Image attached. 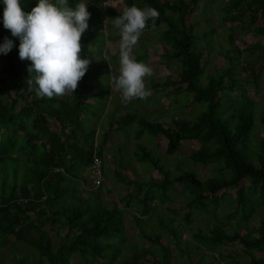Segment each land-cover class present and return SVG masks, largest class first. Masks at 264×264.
<instances>
[{
    "label": "trees",
    "instance_id": "obj_1",
    "mask_svg": "<svg viewBox=\"0 0 264 264\" xmlns=\"http://www.w3.org/2000/svg\"><path fill=\"white\" fill-rule=\"evenodd\" d=\"M106 1L86 0L90 13L89 27L81 37L80 57L91 58L89 46L103 38L99 32L103 27L101 10L112 17L119 16L125 7L133 4L142 8L154 7L159 15L154 22L149 20L143 31L164 26L161 40L169 48L161 56L167 61L176 60L179 70L176 77H166L162 82L152 81L148 89L154 92L176 86L177 94L192 95L185 105L195 104L201 108L191 119L173 117L168 125L160 120H149L137 112H126L113 120L116 127H112L113 122L109 124L98 141L96 128L89 125L96 116L91 98L105 97L103 91L94 93L93 90L94 81L102 74L107 61L100 58L98 63L88 65L87 72L72 93L40 97L30 83L35 75L28 71L31 61L19 58L18 38L11 36L10 30L0 22V42L6 36L14 41L11 51L0 54V59H3L0 71V245L6 247L5 251L10 256L7 263L0 264H70L72 254L80 255L84 261L88 255L106 259L100 264H150L149 257L143 258L150 254L155 264H170V250L161 242V233L144 230L140 216L148 217L156 204L168 201V192L176 183L181 185L180 192L186 193V199L182 206L169 209L171 213L177 214L187 208L182 218L189 223L190 210L195 209L209 213L216 220L208 233L198 231L192 234L198 242L193 245L195 250H199L202 244L212 249L218 244L238 243L248 254V260L242 263L233 260L234 263L264 264V258L252 252H264V210H259L264 207V136L259 139L256 149L248 145L256 125V107L235 76L237 64L232 58L228 57V67L209 74L205 83L201 81L205 46L198 47L197 43L201 39L206 41L208 34L198 36L194 31L197 23L190 22L188 17L202 0H123V6L118 9L106 7ZM36 2L21 0L22 9L30 11ZM68 2L75 6L78 0ZM221 8L223 21L232 23L227 41L233 47L239 30L264 36V0H227L225 7ZM2 11L3 6L0 5V16ZM209 43L207 40L206 46ZM248 47L262 48V45L256 42ZM146 56L144 51L137 60ZM258 74L256 63H252L249 78L253 84H257ZM133 100L140 102L141 98ZM260 116L264 124L263 115ZM129 126L135 127L136 139L145 132L153 138H163L168 155L176 153L184 140L194 139L198 146L191 150L190 162L220 165L216 174L205 179H200L194 170L182 169L178 164L177 173L173 174L145 145L136 144L132 150L134 159L157 170L159 182H142L131 179L127 174L119 176L118 170L113 168V174L123 183L133 185L136 190L145 189L140 192L133 219L140 228L139 233L150 243L159 245L158 255L147 248L123 247V209L114 196L110 204L105 201L109 188L103 190V185H98L85 198L77 197L75 184L82 178L80 171L89 169L93 157L101 156L111 131ZM224 170L227 175L222 173ZM230 190H235V196L229 202L233 210L224 217L226 221L234 219L235 223L228 222V230L215 211ZM68 197L77 201L69 204L66 201ZM132 198L134 196L127 192L119 200L127 206ZM250 201L254 203L258 217L254 234L244 223L249 218L244 206ZM156 225L167 237L177 239L169 217L163 221L157 219ZM51 232L62 238L56 246ZM18 242L37 250L40 259L30 261L24 256L17 257ZM184 249L190 256L192 251L187 246ZM204 264L213 262L206 259Z\"/></svg>",
    "mask_w": 264,
    "mask_h": 264
},
{
    "label": "rangeland",
    "instance_id": "obj_2",
    "mask_svg": "<svg viewBox=\"0 0 264 264\" xmlns=\"http://www.w3.org/2000/svg\"><path fill=\"white\" fill-rule=\"evenodd\" d=\"M227 0H202L199 2L198 8L188 17L190 22L197 23L195 25V33L198 36H203L207 33V39L210 43L206 46V41L201 39L197 46H205V54L203 55V74L201 76L202 83H205L209 74L218 73L221 69L226 68L230 64L228 57L232 58L237 64L235 67V76L239 79L240 86L243 87L245 93L255 102V119L256 125L253 129L248 145L253 149L257 148L259 139L264 136V124L261 121V116L264 118V36L253 34L251 32L239 30L235 35V43L230 45L227 41V33L231 22L223 21L222 16L224 11L221 7H225ZM104 5L106 7H115L118 9L123 6V0H107ZM104 9V8H103ZM103 27L99 32H102L103 38L89 46L92 51V57L88 58L91 63H98L100 58L107 61L106 67L102 69V74L94 81V93L103 91L105 94L102 99L94 96L91 98L95 104V117L89 122L96 128L95 138L99 141V137L103 132L107 131L109 124L113 122V128L116 127V119L118 115L126 112H137L138 115L146 116L149 120H160L165 125L170 124L173 117H183L191 119L201 108L195 104L185 105L186 101L191 99L190 93L177 94L175 87L168 86L164 89L151 92L146 98H141L140 102L132 100L124 102L122 93L115 87V77L119 74V53H120V36L116 28L113 27L112 20L116 16L108 17L103 10L100 11ZM234 24V23H233ZM163 25L157 29H149L142 31L137 44L132 48V56L137 59L144 51L146 58L139 61L145 62L152 68V74L145 77V85L149 88L152 81L165 80L166 77H176L179 70V63L176 60L167 61L161 55L168 50L169 46L161 40V31ZM259 42L262 48H250L248 46ZM252 63H256V72H258L257 84H253L249 78V69ZM3 64V59H0V71ZM69 94V93H66ZM190 94V95H189ZM95 102V103H94ZM134 126L122 128L120 131H111L110 136L104 143L101 159H102V178L103 190L109 188L110 193L105 196L107 203L118 199L119 206L123 209L124 226H125V242L124 248L133 246L137 249L147 248L158 255L159 245L150 243L139 233V227L133 219V214L137 213V200L145 190L141 188L136 190L133 185L123 183L113 174V168L118 170V175L127 174L131 179L135 178L142 182L152 183L160 180V174L157 170L151 168L146 162H138L132 155L133 148L136 144L145 145L151 150L152 155L167 166L171 173H177V164L182 169H192L197 173L200 179L216 174V170L220 167L219 164H193L190 162L189 155L192 149L198 146V142L194 139L184 140L176 153L168 155L165 153L166 141L160 136L153 138L148 132L144 133L141 138L136 139L134 136ZM98 148V147H97ZM121 152V153H120ZM122 158V159H121ZM118 159H121L120 162ZM104 163V166H103ZM227 175L226 170L222 172ZM82 176L75 187L77 189V197L85 198L90 190L94 187L93 177L90 169L80 171ZM181 185L174 184L173 188L168 192L170 199L162 204L157 205L147 216H140L142 228L146 231L161 233V242L168 245L170 250V264H204L206 259L212 260L213 264H236L233 260L240 263L248 260V254L244 252L242 246L238 243L226 245L218 244L212 249H208L206 245H201L199 250H195L193 245L198 244L192 234L200 231L208 233L209 229L215 223V218L206 212L195 211L191 209V221L185 222L182 218V213L187 212L184 208L179 213H171L172 207L182 206L186 199V193L180 192ZM246 189V188H244ZM127 192L134 196L129 205L125 206L124 201L119 199L124 197ZM245 192V191H244ZM137 196V197H136ZM235 196V190H230L227 196H224L217 206L215 213L218 219L225 223V228L230 230L229 223H235L234 219L226 221L224 215L233 210V206L229 205L231 199ZM112 199V200H111ZM67 203L71 204L77 201L68 197ZM110 204V203H109ZM108 204V205H109ZM254 203L247 202L244 206V212L249 216L244 223L250 227L254 234V228L258 223V217L254 208ZM259 210H264L260 207ZM167 217L171 220V225L175 227L177 239H174L164 232H161L156 225L157 219L165 220ZM244 228H241L243 230ZM52 235V242L56 246L61 239ZM116 241V240H115ZM187 246L192 252L188 256L185 252ZM17 257L24 256L30 261L40 259L37 250L28 245L18 242L16 244ZM6 247L0 245V263H7L10 256L6 253ZM130 254V250H127ZM182 251V252H181ZM255 256L263 257L264 252L252 251ZM107 254V253H106ZM223 256H221V255ZM149 257V259H148ZM144 259H148L150 264H155L150 254L145 255ZM200 259V260H199ZM106 259H101L97 256L88 255L87 261H84L80 255L72 254L70 256V264H100ZM122 261V260H121ZM45 263V262H44Z\"/></svg>",
    "mask_w": 264,
    "mask_h": 264
},
{
    "label": "clouds",
    "instance_id": "obj_3",
    "mask_svg": "<svg viewBox=\"0 0 264 264\" xmlns=\"http://www.w3.org/2000/svg\"><path fill=\"white\" fill-rule=\"evenodd\" d=\"M87 4L86 0H78L75 6L68 0H37L30 11H24L21 0H0V22L18 38L19 58L31 61L28 71L35 75L30 83L40 97L72 93L87 72L90 60L79 55L82 34L89 27ZM158 15L154 7L133 4L112 20L120 36L115 87L126 103L151 95L145 77L152 74V68L131 53L149 20L154 22ZM13 47L14 41L6 36L0 42V54H7Z\"/></svg>",
    "mask_w": 264,
    "mask_h": 264
},
{
    "label": "built area",
    "instance_id": "obj_4",
    "mask_svg": "<svg viewBox=\"0 0 264 264\" xmlns=\"http://www.w3.org/2000/svg\"><path fill=\"white\" fill-rule=\"evenodd\" d=\"M101 164H102V162H101V158L99 156L93 157V161H92V164L89 167V169H90V173L93 177L94 187L100 185L101 182L103 181Z\"/></svg>",
    "mask_w": 264,
    "mask_h": 264
}]
</instances>
